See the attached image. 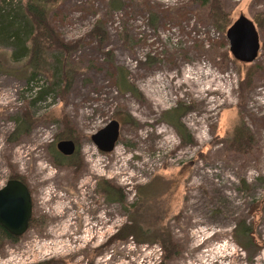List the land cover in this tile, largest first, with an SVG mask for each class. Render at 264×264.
Segmentation results:
<instances>
[{"label": "rangeland", "instance_id": "rangeland-1", "mask_svg": "<svg viewBox=\"0 0 264 264\" xmlns=\"http://www.w3.org/2000/svg\"><path fill=\"white\" fill-rule=\"evenodd\" d=\"M188 1L56 0L48 18L70 49L60 86L50 72L29 79L23 61L11 62V47H0V187L20 176L33 204L31 224L5 241L0 264L25 256L49 264H264V23L257 57L241 62L229 52L227 28ZM222 2L230 24L264 12V0ZM32 83L52 88L31 103ZM180 105L189 143L165 114ZM26 111L33 124L15 132ZM111 119L118 140L102 152L90 137ZM66 121L80 162L62 166L51 152ZM248 130L250 148L240 152L233 135ZM96 207L101 220L111 214L102 229ZM131 222L140 231L107 243ZM241 225L246 240L235 232Z\"/></svg>", "mask_w": 264, "mask_h": 264}, {"label": "trees", "instance_id": "trees-1", "mask_svg": "<svg viewBox=\"0 0 264 264\" xmlns=\"http://www.w3.org/2000/svg\"><path fill=\"white\" fill-rule=\"evenodd\" d=\"M55 1L56 0H0V47L6 45L11 47L9 53L11 62L15 64L17 61H23L25 69L30 75L29 79L35 78L38 71L50 72L52 80L51 85L60 86L64 79L66 84L67 80H69L66 67L68 64L67 55L70 49L67 47V44L58 37L48 18L50 4ZM192 4H198L204 9V15L216 29L222 31L230 25L229 11L225 8L222 0H189L188 5ZM252 20L256 28L262 27L264 23V12L254 13L252 15ZM99 29L103 28L96 23L92 30L95 36H100ZM46 65H49L51 69L49 67L45 69L44 67ZM120 83L125 86L123 77H121ZM51 88L52 87L37 86L35 83H32V85L29 86L32 95L31 103L43 98V96L47 94V90ZM181 108H183L182 105L165 114L168 119L167 122L176 129L181 140L189 143L191 137L185 126L180 122V118L184 113V109ZM31 118H33V116L29 111L24 112L18 119L15 132L20 131V133L26 134L31 124H33ZM249 134H251L249 130L234 133L233 138H236L235 142L237 145L235 148L238 151L246 152L249 150L251 144L249 138H251L252 135ZM54 137L57 140L71 139L76 143L75 130L68 121H66L62 131L56 133ZM52 147L53 151L51 153L55 158L56 164L69 166L72 164L76 165V163L80 162L79 160L75 162L76 155H78L76 144L75 150L71 155L61 154L55 149L54 143H52ZM11 177L24 181L20 176ZM124 229L125 231H129L124 234V237L127 236V234H136L137 230L140 231V227L133 223L130 226L124 227ZM131 231L133 233H131ZM235 232L246 240L247 231H245L243 225L237 227ZM17 238V236L10 234L0 226V248L8 239L15 241ZM167 241L169 242V239H167Z\"/></svg>", "mask_w": 264, "mask_h": 264}, {"label": "water", "instance_id": "water-1", "mask_svg": "<svg viewBox=\"0 0 264 264\" xmlns=\"http://www.w3.org/2000/svg\"><path fill=\"white\" fill-rule=\"evenodd\" d=\"M225 37L231 55L245 63H251L260 49L258 32L254 22L241 14L226 29ZM119 123L111 119L105 126L91 135V141L102 152H109L118 140ZM56 149L63 155H71L75 143L62 139ZM31 196L27 186L16 178L7 179L0 187V226L14 236L22 235L28 228L31 217Z\"/></svg>", "mask_w": 264, "mask_h": 264}, {"label": "flooded vegetation", "instance_id": "flooded-vegetation-1", "mask_svg": "<svg viewBox=\"0 0 264 264\" xmlns=\"http://www.w3.org/2000/svg\"><path fill=\"white\" fill-rule=\"evenodd\" d=\"M18 179V178H17ZM21 180V179H20ZM22 181V180H21ZM23 183H25L24 181H22ZM26 185V184H25ZM28 188V187H27ZM28 191H29V189H28ZM29 193H30V191H29ZM30 196H32V193L30 194ZM54 201H56V199H53ZM103 200H104V198H103ZM31 203H32V199H31ZM114 202H112L111 200H108V202H106V204H108L109 205V207H111V205L113 204ZM99 206V205H98ZM99 210H98V208L96 207V210H95V212H94V217H97V221H99L100 223H101V229L102 228H104L105 227V224L107 223V221H109V219H110V217H111V214H107L108 215V218H107V221H106V219L105 218H103L102 220L101 219H99ZM30 220L32 221L33 220V204H32V209H31V217H30V219H29V222H28V227H29V224H30ZM113 225V224H112ZM112 225H110V227L112 226ZM28 229V228H27ZM93 231V233H95L96 232V230H92ZM119 231V229L116 231V233L114 234V235H111L109 238H107L106 239V241H107V243L109 244V245H111V242L113 243V241L115 240V237H118V239L120 240V241H123L125 238H126V236L124 237V236H122L121 234H119V233H117ZM26 232V231H25ZM24 232V233H25ZM23 233V234H24ZM22 234V235H23ZM22 235H20V236H22ZM20 236H17L18 238L15 240V241H17V240H19V237ZM109 240L111 241L110 243H109ZM7 242H10V243H13V240L12 239H8L7 240ZM105 246V245H104ZM96 251H98V252H100L99 251V248L98 249H96ZM45 258H47V257H44V256H42V257H39V259H37V261H33V263H29L31 260H33V259H30L29 258V256H25L24 257V259L26 260V261H20L19 263L17 262L16 264H49L50 263V258H48V259H45Z\"/></svg>", "mask_w": 264, "mask_h": 264}, {"label": "built area", "instance_id": "built-area-1", "mask_svg": "<svg viewBox=\"0 0 264 264\" xmlns=\"http://www.w3.org/2000/svg\"><path fill=\"white\" fill-rule=\"evenodd\" d=\"M262 93H264V89L262 90ZM261 98H264V95L262 94V97ZM262 103H264L263 101H262ZM111 228V227H110ZM62 247H64V248H58V249H55V250H57L58 251V253L60 252V253H63V251L65 250V248H66V246L64 245H62ZM46 252V251H45ZM66 252V251H65ZM49 253H50V251H49ZM45 254H47V252L45 253ZM47 256H49V255H47Z\"/></svg>", "mask_w": 264, "mask_h": 264}]
</instances>
